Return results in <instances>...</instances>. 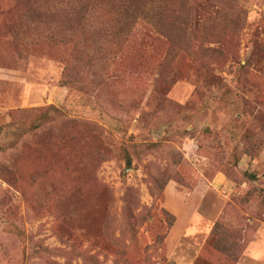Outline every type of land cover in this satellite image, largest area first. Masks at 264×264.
Wrapping results in <instances>:
<instances>
[{"label":"rangeland","instance_id":"1","mask_svg":"<svg viewBox=\"0 0 264 264\" xmlns=\"http://www.w3.org/2000/svg\"><path fill=\"white\" fill-rule=\"evenodd\" d=\"M82 1L0 0V264H264V0Z\"/></svg>","mask_w":264,"mask_h":264},{"label":"trees","instance_id":"2","mask_svg":"<svg viewBox=\"0 0 264 264\" xmlns=\"http://www.w3.org/2000/svg\"><path fill=\"white\" fill-rule=\"evenodd\" d=\"M78 2V1H77ZM81 2H83L82 0H79V3H81ZM128 164H130V163H128ZM250 177L252 178V179H255V176H253V175H250Z\"/></svg>","mask_w":264,"mask_h":264},{"label":"crops","instance_id":"3","mask_svg":"<svg viewBox=\"0 0 264 264\" xmlns=\"http://www.w3.org/2000/svg\"><path fill=\"white\" fill-rule=\"evenodd\" d=\"M173 231H174V229H173ZM173 231H172V232H173Z\"/></svg>","mask_w":264,"mask_h":264}]
</instances>
